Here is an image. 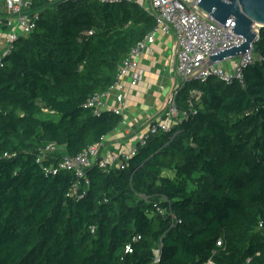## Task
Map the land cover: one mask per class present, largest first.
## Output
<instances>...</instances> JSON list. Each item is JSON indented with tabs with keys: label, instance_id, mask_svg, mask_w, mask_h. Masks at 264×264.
Here are the masks:
<instances>
[{
	"label": "trees",
	"instance_id": "trees-1",
	"mask_svg": "<svg viewBox=\"0 0 264 264\" xmlns=\"http://www.w3.org/2000/svg\"><path fill=\"white\" fill-rule=\"evenodd\" d=\"M30 10L34 31L0 59V264H264V28L243 84H184L182 122L150 134L123 170L94 164L73 189V173L45 169L120 126L84 104L156 23L130 2ZM48 144L59 150L37 163Z\"/></svg>",
	"mask_w": 264,
	"mask_h": 264
},
{
	"label": "built area",
	"instance_id": "built-area-1",
	"mask_svg": "<svg viewBox=\"0 0 264 264\" xmlns=\"http://www.w3.org/2000/svg\"><path fill=\"white\" fill-rule=\"evenodd\" d=\"M46 1L57 2L59 0ZM92 1L120 3L124 0ZM197 1L147 0L149 7L142 6V9L155 19L156 26L154 30L129 51L119 66L115 81L111 87L103 93L94 94L84 104V107L91 109L95 115L108 111L122 115L124 86L121 81L127 78L131 86L137 85L142 74L138 65L139 59L147 50L148 46L154 42L156 34L161 32L165 35L174 36L177 42L178 53L175 71L176 76L181 80L180 86L172 90L168 95L162 116L150 120L146 129L141 134L136 135L126 149H118L114 152L107 151L105 144L107 141L106 136L101 138L100 142L85 148L75 157H63L56 166L51 165L49 168H46L45 171L47 173L55 174L57 170L69 171L76 178L73 189H76L82 180L84 187H87L86 172L91 166L97 164L102 169H125L128 160L136 154L138 146L145 144V140L150 134H155L159 130L168 132L174 125L182 122L187 117L188 113L184 111L180 112L176 105L177 91L184 84L189 82L204 83L209 78H215L226 85L231 84L233 81L243 84V71L252 65L255 60L253 47L247 50L242 58L230 57L195 74L199 71L198 68L205 64L204 57L207 55L210 56L244 42L242 37L231 32L230 25H220L211 18L199 14L194 8ZM4 3L8 12V17L5 22V27L8 29V32L6 35V47L1 52L0 59L11 52L12 46L18 38L27 36L34 31L37 19V13L30 10L31 0H5ZM224 63L228 65V68L223 66ZM111 95L114 96V100L118 104L115 109H110L106 103L107 98ZM197 95L198 93L196 91L191 92L192 97ZM120 125L125 126L127 122L122 119ZM58 150L59 148L54 144H48L44 148H41L37 163H41L44 158L53 155ZM81 195L83 194H80L78 197L80 198ZM217 245H220V242H217ZM157 261L158 259L155 262ZM202 264L214 263L211 259H208Z\"/></svg>",
	"mask_w": 264,
	"mask_h": 264
},
{
	"label": "crops",
	"instance_id": "crops-1",
	"mask_svg": "<svg viewBox=\"0 0 264 264\" xmlns=\"http://www.w3.org/2000/svg\"><path fill=\"white\" fill-rule=\"evenodd\" d=\"M4 1L1 0V9L5 12L6 22L8 12ZM121 2L136 3L141 8L149 5L147 0H124ZM7 32L8 29L4 30L0 26V44L4 42L1 52L6 47ZM177 53L178 45L174 36L158 32L154 42L148 46L139 59L138 65L142 74L137 85L131 86L127 78L122 79L124 105L121 117L127 122V125H120L107 136L105 144L111 147L110 151L128 148L134 137L146 129L150 120L162 116L168 95L181 84L175 71ZM223 66L228 68L225 63ZM106 103L110 109H115L118 106L113 95L107 98Z\"/></svg>",
	"mask_w": 264,
	"mask_h": 264
},
{
	"label": "water",
	"instance_id": "water-1",
	"mask_svg": "<svg viewBox=\"0 0 264 264\" xmlns=\"http://www.w3.org/2000/svg\"><path fill=\"white\" fill-rule=\"evenodd\" d=\"M194 8L220 25H230L231 32L244 39L241 44L204 57L205 64L195 74L230 57L242 58L254 46L259 29L264 28V0H198Z\"/></svg>",
	"mask_w": 264,
	"mask_h": 264
},
{
	"label": "rangeland",
	"instance_id": "rangeland-1",
	"mask_svg": "<svg viewBox=\"0 0 264 264\" xmlns=\"http://www.w3.org/2000/svg\"><path fill=\"white\" fill-rule=\"evenodd\" d=\"M147 5H148V3H147ZM146 7H149V5L146 6ZM3 47H4V42H2V44H0V50H1ZM0 52H1V51H0ZM106 148H107L106 150L110 151V148H111V147H110L109 145H108V146L106 145ZM111 151H112V150H111Z\"/></svg>",
	"mask_w": 264,
	"mask_h": 264
}]
</instances>
